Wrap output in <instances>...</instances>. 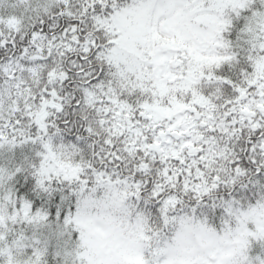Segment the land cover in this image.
Returning a JSON list of instances; mask_svg holds the SVG:
<instances>
[{
    "label": "snow or ice",
    "instance_id": "obj_1",
    "mask_svg": "<svg viewBox=\"0 0 264 264\" xmlns=\"http://www.w3.org/2000/svg\"><path fill=\"white\" fill-rule=\"evenodd\" d=\"M0 264H264V0H0Z\"/></svg>",
    "mask_w": 264,
    "mask_h": 264
}]
</instances>
